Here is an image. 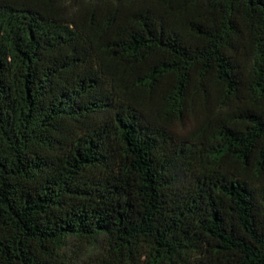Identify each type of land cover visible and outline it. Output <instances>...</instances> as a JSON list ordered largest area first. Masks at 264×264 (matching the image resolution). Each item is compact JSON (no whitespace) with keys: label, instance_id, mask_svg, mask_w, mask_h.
<instances>
[{"label":"trees","instance_id":"trees-1","mask_svg":"<svg viewBox=\"0 0 264 264\" xmlns=\"http://www.w3.org/2000/svg\"><path fill=\"white\" fill-rule=\"evenodd\" d=\"M0 264H264V0H0Z\"/></svg>","mask_w":264,"mask_h":264}]
</instances>
